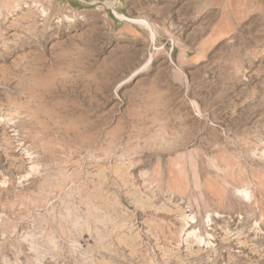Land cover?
I'll list each match as a JSON object with an SVG mask.
<instances>
[{"label":"rangeland","instance_id":"rangeland-1","mask_svg":"<svg viewBox=\"0 0 264 264\" xmlns=\"http://www.w3.org/2000/svg\"><path fill=\"white\" fill-rule=\"evenodd\" d=\"M263 153L264 0H0V264H264Z\"/></svg>","mask_w":264,"mask_h":264},{"label":"bare ground","instance_id":"bare-ground-1","mask_svg":"<svg viewBox=\"0 0 264 264\" xmlns=\"http://www.w3.org/2000/svg\"><path fill=\"white\" fill-rule=\"evenodd\" d=\"M136 23L137 24H141V25H143V26H145V27H148V25L146 24V23H144V22H142V21H136ZM153 37V36H152ZM153 39V38H152ZM29 96H31V94L29 95ZM32 99V98H31ZM30 99V100H31ZM25 103H28V102H25ZM264 154V153H263ZM263 158V157H262ZM246 188V187H245ZM239 191V190H238ZM245 196H249V193L246 191V190H243V191H241ZM250 197V196H249ZM147 203V202H146ZM145 205V204H144ZM184 213V212H183ZM182 216V215H181ZM184 216V215H183ZM180 217V216H179ZM184 224V223H183ZM187 232H188V230H187ZM245 242V241H244Z\"/></svg>","mask_w":264,"mask_h":264}]
</instances>
